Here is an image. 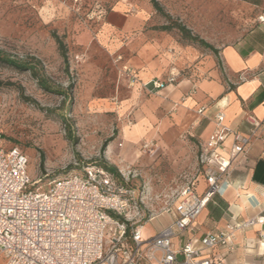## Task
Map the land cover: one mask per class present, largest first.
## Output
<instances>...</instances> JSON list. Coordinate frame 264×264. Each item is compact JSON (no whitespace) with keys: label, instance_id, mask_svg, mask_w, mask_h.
Returning <instances> with one entry per match:
<instances>
[{"label":"rangeland","instance_id":"374dc122","mask_svg":"<svg viewBox=\"0 0 264 264\" xmlns=\"http://www.w3.org/2000/svg\"><path fill=\"white\" fill-rule=\"evenodd\" d=\"M118 1L0 0V51L29 67L0 62V134L6 147L27 155V173L40 179L37 187L83 166H113L115 181L139 194L142 224L153 233L169 221L161 207L198 176V142L184 134L169 148L155 150L140 141L122 155L109 152L121 127L100 107L103 73L86 64L74 40ZM127 1L133 10L148 8L154 28L169 26L165 30L177 41L205 49L210 48L189 40L177 26L217 49L236 43L264 19V0H156L160 9L152 0ZM107 239L105 233V245Z\"/></svg>","mask_w":264,"mask_h":264},{"label":"crops","instance_id":"0c3cea01","mask_svg":"<svg viewBox=\"0 0 264 264\" xmlns=\"http://www.w3.org/2000/svg\"><path fill=\"white\" fill-rule=\"evenodd\" d=\"M131 5L127 0L116 2L74 40L86 64L103 73L100 107L114 114L121 127L109 152L122 155L140 141L151 143L155 150L169 148L184 134L196 139L199 150L217 128L218 113L224 115L223 124L248 138L245 153H237L231 162L228 184L183 236L201 248L200 238L206 232L264 216V19L236 43L212 50L177 41L170 31L149 23L148 8L133 10ZM118 56L122 58L117 60ZM123 64L136 72L132 84L120 73ZM171 74L176 78L173 83L149 90L152 80L165 82ZM250 115L260 122L254 131L247 120ZM233 141L231 135L224 136L215 151L227 157ZM205 187L198 174L196 191ZM166 214L169 221L159 230L176 215L174 210ZM157 232L148 233L143 226L141 234L148 238ZM199 258H210L213 264H264V225L237 231L231 250L201 248Z\"/></svg>","mask_w":264,"mask_h":264},{"label":"built area","instance_id":"2783aa9c","mask_svg":"<svg viewBox=\"0 0 264 264\" xmlns=\"http://www.w3.org/2000/svg\"><path fill=\"white\" fill-rule=\"evenodd\" d=\"M120 73L130 84L137 78L127 64L121 66ZM175 79L171 74L165 82L152 80L149 90ZM215 118L217 128L200 144L197 154L198 174L206 182L205 189L196 191L197 178L177 188L160 210H174L175 217L148 238L141 234L145 214L135 188L118 184L109 171L97 165L55 178L46 188L37 187L39 179L31 180L27 173V155L17 146L6 147L0 134V264H213L210 258H199L201 248L231 250L237 231L264 225L262 215L228 223L223 230L206 232L200 238L201 248L183 240L211 198L228 184L236 154L246 151L248 138L223 124L222 113ZM247 120L251 131L260 125L254 116ZM226 135L234 141L224 157L215 148ZM262 155L264 160V149Z\"/></svg>","mask_w":264,"mask_h":264},{"label":"trees","instance_id":"16d2710c","mask_svg":"<svg viewBox=\"0 0 264 264\" xmlns=\"http://www.w3.org/2000/svg\"><path fill=\"white\" fill-rule=\"evenodd\" d=\"M152 3H153V6L156 8V9H160L159 8V5H158V2H156V0H152ZM177 28L182 32L184 33L185 37L188 38L189 40L191 41H196V42H199L201 45L205 46V47H209L210 49L214 50V48H212L211 46L207 45L203 40H200L198 39L197 37L195 36H192V35H189L186 31H185V28L181 25H178ZM161 30H165V29H169V26H160ZM0 62H5L7 64H10V65H13L17 68H21V69H25L27 68L26 64L22 61H16V60H12L10 59L9 57H7L3 52L0 51ZM29 69V67L27 68ZM107 145V141H105L103 143V147H105ZM104 149V148H103ZM103 167L105 169H107L109 172L115 174L116 173V169L113 167V166H108L106 163H102ZM40 181V179H39ZM38 181V182H39Z\"/></svg>","mask_w":264,"mask_h":264}]
</instances>
